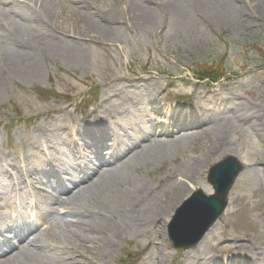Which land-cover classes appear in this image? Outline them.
Wrapping results in <instances>:
<instances>
[{"label": "rangeland", "instance_id": "374dc122", "mask_svg": "<svg viewBox=\"0 0 264 264\" xmlns=\"http://www.w3.org/2000/svg\"><path fill=\"white\" fill-rule=\"evenodd\" d=\"M133 1L140 8L138 1ZM204 1L184 0L185 7L174 6L173 10L151 4L150 24L139 20L133 10L119 9L105 35L85 33L84 26L76 24L84 11L74 8L73 19L57 26L56 32L61 35L28 31L38 41L33 59L23 58L16 69L5 71L0 88V156L10 159H15V152L22 147L16 142L19 134L29 140L38 127L50 132L55 128L60 133L58 127H72L67 124L69 117L81 125L86 120L98 121L93 120L97 109L103 114L128 106L119 99L130 81H147L144 93H152L148 85L151 81L157 99L176 96L195 102V109L208 108L201 125L185 131L166 127L170 131L162 137L164 127L153 140L175 144L176 136L183 132L201 133L212 121L230 122L221 136H191L178 146L150 148L147 140L142 142L141 147L147 149L137 148L138 152L129 155L127 161L135 155L132 162L118 170L119 177L111 182V196L116 193L123 203L113 208L108 201L110 194L94 200L91 211H105L104 218L98 216L95 222H101L76 229L84 238L74 241L79 252L72 259L77 261L62 264H88V260L90 264H227L234 257L247 258L251 264L252 245L261 249L259 254L264 259V0H207L214 5L213 11L198 5ZM233 6H242L243 11ZM101 11L109 15L107 10ZM3 49L0 45V51ZM206 74L224 78L214 84L194 79ZM92 87L98 88L99 96L84 100L92 102L76 116L73 107L81 101L79 96ZM39 90L43 99L36 95ZM225 99L242 101L249 108L241 114L224 111ZM254 110L257 112L252 117ZM200 148L216 150L193 178H179L184 161L195 157ZM228 154L236 155L246 165L231 191L229 207L199 247L178 254L167 235L175 212L170 210L174 207L171 199L178 193L172 185L183 181L189 191L176 209L196 190L212 195L207 182L209 169ZM139 201L162 203L169 208L168 213L146 230L133 231L121 219L124 216L126 220L127 215L134 218L141 204L131 203ZM236 240L246 243L244 249L232 250ZM62 257L70 258V253Z\"/></svg>", "mask_w": 264, "mask_h": 264}, {"label": "bare ground", "instance_id": "6f19581e", "mask_svg": "<svg viewBox=\"0 0 264 264\" xmlns=\"http://www.w3.org/2000/svg\"><path fill=\"white\" fill-rule=\"evenodd\" d=\"M69 1L74 3V6L72 8L68 6ZM137 1V6H140V8L135 6L136 4L133 0H0V45H2L4 48L2 51H0V67L3 68L2 71L0 70V88L2 87V79L6 76L5 71L8 68L16 69L18 67L17 64L20 63L23 58L33 59L32 53L33 51H35L34 47L35 44L38 43V41L32 37V30L36 29L37 27L38 29L41 28L44 31L49 30V28L51 27H55L56 29H58V24H62L66 20L70 21L73 19V14L75 13L73 12V8L75 7H84L85 9L93 10L95 13V16H93L92 13L88 12H82V16L81 14H79L81 16V20L79 22H76V24L83 25L85 33L97 32L105 35L104 31H106V29L108 28L110 20L113 21L114 18H117L118 14L120 13L119 9L124 8L126 10H133L135 13H137V18L139 20H142L144 23L150 24L153 19L152 13H150L149 11V7L151 4L156 3L158 5H164L170 10H173L174 6L177 8H183L185 5L182 2L184 0H158V2H156V0ZM198 5L208 11L216 10L213 7L214 5L209 3V1L207 0H205L203 3L198 2ZM103 9L107 10L109 15L97 12ZM233 9L243 11L242 6H233ZM70 12H72V17L69 19L68 15ZM28 31H30L31 34L28 33ZM109 32L110 30L106 31V34H108ZM54 33H56L58 36L61 35V33H57L56 31H54ZM56 38L58 37H54V40ZM127 92L129 93L131 91ZM136 97L140 98L139 96ZM220 104L221 100L217 101L216 105L218 106ZM222 104L223 106L225 105L224 111H239V114H241L242 112H246L249 108V106L244 102L235 99L226 100V102H223ZM256 112L257 110H254L250 116L253 117ZM202 123L203 122L201 118H194L193 120H189L188 123H184L182 126H175L172 130H190V127H195V125H201ZM229 123V120H225L223 123L212 121V123L207 128L204 127V129H202L201 133L188 134L189 132H183L186 135H183L182 133L180 134V136L178 135L179 137L176 136L175 140L177 142L175 144H171V141L156 140L155 142L147 139L150 137H144L143 139L149 141V145L147 146H149L150 148L153 146L158 147L165 145L178 146L183 142L187 143L188 139L191 136H198L200 134L201 136H207L211 135V133H214L216 136H221ZM169 131L170 130H165V135H168ZM141 143L142 141L139 142L138 147H140L141 150L147 149V147H141ZM134 147H137V144H135ZM215 150H211L212 152H210L209 150L204 151L200 148L196 152L197 155L195 157H188V159L184 161V167L181 171V174L179 175V178L186 180H190L191 178H193L195 173L204 166V164L210 158L211 154L215 153ZM127 151L128 149L124 150L122 152L123 155H125ZM133 157L112 169L97 170L98 172H96L95 179L89 185L80 188L77 192L72 191L73 193H71L66 200L65 198L60 199L57 197H52L51 199H49L46 207H44V209L41 211V216L47 219L58 220L59 218L56 216V213H58V210L60 208L62 210L70 209L71 211L68 212V214H71L74 220H65V223L63 220L62 227L64 228L61 232L63 234H66L67 238L68 236H71L69 233L73 232L74 227L80 228L81 226H86V224H91V222H93L92 225H94V219L90 222L84 221L82 211L85 209L86 205H90L93 200L99 199L102 196L108 194H110L108 195V201L111 202V206L113 208L119 206L118 203H123L122 201H119L116 193H113L111 196V182L115 177H119V175L117 174L118 170H124V166H128V164L132 162ZM31 170L41 171L42 166L32 167L27 171V173L31 172ZM92 172H94V170H92ZM21 176L22 179H27L24 174H22ZM172 187L175 190H178V193L172 196L171 199L174 207L170 210L174 211L176 207H178L180 202H182L183 199L186 198L189 191H186L187 187L183 181H177V183H174ZM6 190L8 189L4 187L2 188V191ZM61 190L62 186L59 187V192ZM131 204L132 206L141 204V206L137 208L138 211L136 216L133 218L132 216L127 215L126 220L124 219V216H122L121 222L124 223L125 227H128L133 231L146 230L149 226L152 225V223L157 222L158 220L161 221L160 218L167 214L169 210V208L167 206H164L162 203H160V205H155L154 202L151 201L144 203H141L140 201L132 202ZM132 209L134 208L132 207ZM160 221L158 224L161 223ZM99 222L101 221L99 220L95 223ZM50 232L51 228H48V235L50 234ZM74 234H76V240L80 241L84 239L77 233L72 234V239ZM47 239L48 237H45L44 235L35 237L26 245V247L21 248L18 253L14 254L8 259L0 261V264H30L32 261H34L33 264L40 263L41 260H39V258L43 256V251L46 249L45 245L47 244ZM68 239L70 240L71 238ZM59 244L64 245L62 239L59 240ZM243 247V245L239 246V248ZM251 252L253 255H256L255 249H252ZM54 262L55 261H53V263Z\"/></svg>", "mask_w": 264, "mask_h": 264}, {"label": "water", "instance_id": "95a60500", "mask_svg": "<svg viewBox=\"0 0 264 264\" xmlns=\"http://www.w3.org/2000/svg\"><path fill=\"white\" fill-rule=\"evenodd\" d=\"M239 171L240 167L234 158H227L217 168L212 169L209 180L217 190V200L214 202L215 205L213 210L211 212L197 213L195 216H191L188 213L191 211L194 203H192V201L186 203L176 215L173 222V224L182 223L175 226L176 228L181 227L179 234L177 235L174 232L171 234L176 245L191 247L197 244V241L216 221L219 215L218 212H221L222 208L225 206V196L234 181V177Z\"/></svg>", "mask_w": 264, "mask_h": 264}]
</instances>
